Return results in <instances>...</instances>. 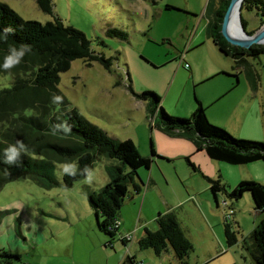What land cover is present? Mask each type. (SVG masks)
<instances>
[{"label":"rangeland","instance_id":"374dc122","mask_svg":"<svg viewBox=\"0 0 264 264\" xmlns=\"http://www.w3.org/2000/svg\"><path fill=\"white\" fill-rule=\"evenodd\" d=\"M0 1L24 19L45 22L57 16L82 30L96 53L112 57L110 71L97 61L86 65L83 59L73 60L70 68L59 74L58 89L71 107L111 137L131 139L144 156L151 155L150 144L156 152L149 169H138L136 180L147 183L151 176L157 186L147 191L143 185L139 193L129 186L118 212L122 225L112 240L115 248L107 244L106 234L98 233L87 194L108 182L106 167L117 164V160L97 157L91 167L92 181L86 183L83 177L71 187L56 184L46 188L26 173L5 182L0 187V247L20 254L11 264H72L77 257L97 264L95 258L107 249L111 253L131 251L134 241L124 246L120 233L129 231L137 236L140 228L137 232L133 229L142 223L156 229V213L168 207L175 211L193 244L190 264L211 252H217L223 262L252 264L246 246L250 245L252 224L259 221V213L253 209L250 194L246 192L231 202L218 193L216 206L204 176L220 175L228 186L241 180L264 184V161L235 165L210 159L190 140L166 135L154 126V115L147 111L146 102L127 87L130 84L135 93L154 91L161 98L160 105L178 117H189L198 99L223 126L214 124L236 137L264 142V55L251 59L259 74L256 90L251 89L244 72L237 77L224 73L238 70L206 34L207 14L217 0H52V14L42 12L35 0ZM242 15L247 30L260 27L255 9L243 10ZM109 27L123 29L127 39L107 36ZM181 56L189 68L180 63ZM13 80L9 73L0 74V89L11 87ZM187 156L199 170L191 168ZM64 164H57L54 171L59 181ZM224 199L233 205L230 222L238 231V239H245L243 248L225 245L223 221L228 209L222 205ZM95 234L106 242L101 244ZM66 249H71L73 256H68ZM137 255L141 264H162L151 249L137 247ZM161 255L174 257L171 249Z\"/></svg>","mask_w":264,"mask_h":264},{"label":"trees","instance_id":"16d2710c","mask_svg":"<svg viewBox=\"0 0 264 264\" xmlns=\"http://www.w3.org/2000/svg\"><path fill=\"white\" fill-rule=\"evenodd\" d=\"M229 1L217 0L216 7L207 14L206 34L221 53L233 60L232 68L238 70L235 74L222 72L236 77L239 72H244L251 89L256 90L259 74L251 59L264 55V45L252 44L244 48L226 41L220 29ZM35 2L42 12L53 13L52 0ZM246 9L256 10L261 26L264 24V0H244L241 4L240 22L246 32L252 34L255 30H247V21L242 15ZM105 33L122 40L128 37L126 31L117 27H109ZM100 42L104 44L103 40ZM22 46H27L30 51L25 52L19 64L9 70L3 69L10 49L19 50ZM75 59H83L86 65L97 61L107 71L113 67L112 57L96 53L82 30L65 24L57 16L45 22L24 19L7 3L0 1V74L9 73L14 78L11 87L0 89V187L22 173L30 175L46 188L56 184L71 187L74 182L85 177L82 170L86 166L91 169L97 157L117 160V164L106 167L108 182L98 191L87 194L90 207L101 218L96 220L97 228L107 235V244L110 245L117 230L110 231L108 226L117 217L129 186L136 193L141 192L144 182L136 180L138 169H149L151 156H156V152L153 144H150L151 155L140 154L131 139L111 137L86 119L77 108L69 105L57 85L59 74L68 70ZM115 84L120 82L116 81ZM127 87L136 98L146 102L147 111L154 115V126L166 135L190 140L197 151H204L210 159L235 165L264 161L263 141L236 137L212 123L207 117L206 108L198 99H195L196 107L189 117H178L169 114L160 105L161 98L154 91L135 93L130 84ZM56 96L61 98L60 101L54 102ZM17 142L22 143L25 150L15 164L5 163V150L10 145H17ZM186 160L193 170H199L189 156ZM60 163L77 164V174L69 176L63 173L61 180H57L54 171ZM204 178L216 206L218 193L225 195L231 202L237 201L246 192L250 194L254 211L262 214V217L250 232V245L246 246V250L252 264H264V184L241 180L234 187H229L220 175ZM231 202H227V207L234 211ZM2 215L0 210V222ZM231 218L227 213L224 214L223 232L228 248L238 242V231L231 226ZM155 221L156 229L144 228L143 235L137 240L138 248L151 249L155 255L171 249L181 264H187L193 244L185 235L175 211L158 212ZM121 241L126 242L123 239ZM19 258V253L0 248V264H11L12 259ZM123 264L140 262L134 256L127 255Z\"/></svg>","mask_w":264,"mask_h":264},{"label":"crops","instance_id":"0c3cea01","mask_svg":"<svg viewBox=\"0 0 264 264\" xmlns=\"http://www.w3.org/2000/svg\"><path fill=\"white\" fill-rule=\"evenodd\" d=\"M216 70H219V69H214V71L213 72H215ZM244 99V98H243ZM241 100H242V98H241ZM240 100V101H241ZM206 108V107H205ZM206 114H207V117H208V119L212 122V123H216V124H219V125H222V124H220L219 122L220 121H217V119H216V116L214 115V113L212 112V111H210V112H206ZM223 126V125H222ZM230 130V129H229ZM231 131V130H230ZM144 185L146 186V190L147 191H151L152 189H154L157 185L153 182V180L151 179V176H149V178H148V181H147V183H144ZM236 185V183H232V185H230L229 187H234ZM133 196H131V198H132ZM167 210H172V208H170V207H168L166 210H163V211H167ZM158 212H162V211H158ZM157 212V213H158ZM235 212V211H234ZM156 213V214H157ZM256 214H258L257 212H255ZM234 214V213H233ZM259 215V217H258V220L259 219H261V217H262V214H258ZM156 216V215H155ZM99 217V216H98ZM117 217L119 218V215H117ZM233 218V217H232ZM120 219V218H119ZM257 223V220L252 224V228H251V230L253 229V227L255 226V224ZM121 225H122V221H121ZM121 225H120V227H121ZM120 227H119V231H120ZM140 228V229H139ZM144 228H148V229H150V230H154V228H151V227H147V225H146V223H142L139 227H135L134 229H133V232H137V229H139V233H138V235L136 236L135 235V233L133 234V239L132 240H130V241H126L125 243H123L122 241V243H123V245L124 246H126V244L128 243V245H129V243H131V245H132V242L134 241V243H135V245H133L132 246V248H131V251H130V249H129V251H127V253H125L124 251H122V252H119V253H117V251L115 252V253H111L110 251H109V249H107V248H105V249H107V250H105V253L103 254V256H100V257H97V258H95V263H97V264H123V261H124V259H125V257L127 256V255H130V256H134L135 257V260L136 261H138L137 260V258H138V255H137V247L138 246H136L137 244V240H138V238L139 237H141L142 235H143V233H144ZM97 230H98V228H97ZM117 230V231H118ZM99 231V230H98ZM101 231H99L98 233H100ZM129 232V231H128ZM103 233V232H102ZM120 233V232H119ZM125 233H127V232H125ZM120 234H123V233H120ZM99 235V234H98ZM95 236H96V239H98V240H100V242H101V244L102 243H105L106 241H105V239H103V238H100L101 236H97V234H95ZM115 237V236H114ZM108 238V237H107ZM120 238H121V236H120ZM114 239V238H113ZM243 239L244 238H242L241 240H239L238 239V242L234 245V246H236V245H240L241 246V248H243V243H244V241H243ZM108 240V239H107ZM111 245H112V248H115V245H114V243L113 242H111ZM106 246V245H105ZM233 247V246H232ZM0 248H3V247H0ZM3 249H5V248H3ZM11 250V249H10ZM67 250V253L69 254L68 256H73V254H71V249L69 250V249H66ZM12 251V250H11ZM129 252V253H128ZM79 256V255H78ZM81 256V255H80ZM157 256V255H156ZM159 256V258H157V259H161V262H162V264H181L175 257H173L172 255L171 256H163V255H158ZM219 256L220 255H217V252H211V253H209L208 255H206L205 257H203L202 259H200V258H198V261H194V264H198V263H200V264H232V263H230V262H223L222 260H218V258H219ZM189 258H187V260H186V262H187V264H190V262H189V260H188ZM215 260H218V261H215ZM92 261L90 260V259H83V258H78L77 257V260H73V262H72V264H87V263H91ZM198 262V263H197ZM231 262H233V264H238L237 263V261H235V260H233V261H231ZM141 264V263H140ZM144 264H145V262H144Z\"/></svg>","mask_w":264,"mask_h":264},{"label":"clouds","instance_id":"9594fccd","mask_svg":"<svg viewBox=\"0 0 264 264\" xmlns=\"http://www.w3.org/2000/svg\"><path fill=\"white\" fill-rule=\"evenodd\" d=\"M27 51H30V48H28L27 46H22L19 50L15 48L10 49V55L5 57L4 63L2 65L3 69L9 70L15 65L19 64L21 58L24 56L25 52ZM53 99L54 102H58L60 101L61 98L56 96ZM24 150H25V146L20 142H17V145H10L4 152L5 163L15 164L18 161L21 152ZM61 168L63 173L69 176H75L78 170V166L75 163L61 165ZM82 174H84L86 177L85 179L86 183H90L94 177L93 171L89 169L87 166L82 170Z\"/></svg>","mask_w":264,"mask_h":264},{"label":"water","instance_id":"95a60500","mask_svg":"<svg viewBox=\"0 0 264 264\" xmlns=\"http://www.w3.org/2000/svg\"><path fill=\"white\" fill-rule=\"evenodd\" d=\"M244 0H230L229 4L224 12L223 20L221 24V34L226 41L232 45L249 48L252 44H263L264 45V24L261 25L254 33L248 34L240 22L241 14H237V28L242 36L233 34L230 30V11L232 7L238 5L241 6ZM96 220L99 219L98 215L95 214Z\"/></svg>","mask_w":264,"mask_h":264},{"label":"built area","instance_id":"2783aa9c","mask_svg":"<svg viewBox=\"0 0 264 264\" xmlns=\"http://www.w3.org/2000/svg\"><path fill=\"white\" fill-rule=\"evenodd\" d=\"M179 60H180V63H181L185 68H189V67H190L189 64L184 60L183 56H181V57L179 58ZM222 205H223V207H225V208L228 209V207H227V201H226V200H223V201H222ZM226 213H227L228 217H232L234 211L231 210V209H228V211H227ZM120 225H121V220H120L118 217H115V218L113 219V221L109 224V226H108V230H110V231L118 230L119 227H120ZM120 236H121V239H123V240H125V241H130V240L133 239V234H132L131 232L123 233V234H121Z\"/></svg>","mask_w":264,"mask_h":264},{"label":"bare ground","instance_id":"6f19581e","mask_svg":"<svg viewBox=\"0 0 264 264\" xmlns=\"http://www.w3.org/2000/svg\"><path fill=\"white\" fill-rule=\"evenodd\" d=\"M240 7L241 6H234L232 7L231 11H230V30L231 32H234L233 34H236L238 36H242L241 33L239 32L238 28H237V14H239L240 11Z\"/></svg>","mask_w":264,"mask_h":264}]
</instances>
